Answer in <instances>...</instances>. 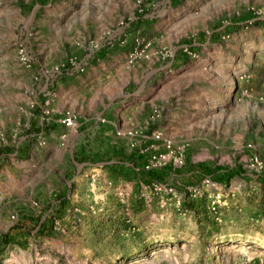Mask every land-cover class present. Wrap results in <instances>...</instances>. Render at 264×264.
Wrapping results in <instances>:
<instances>
[{"label":"rangeland","instance_id":"374dc122","mask_svg":"<svg viewBox=\"0 0 264 264\" xmlns=\"http://www.w3.org/2000/svg\"><path fill=\"white\" fill-rule=\"evenodd\" d=\"M137 2L0 0V264H264V172L247 161L264 160V0ZM92 41L84 72H53ZM104 115L159 131L185 165Z\"/></svg>","mask_w":264,"mask_h":264},{"label":"built area","instance_id":"2783aa9c","mask_svg":"<svg viewBox=\"0 0 264 264\" xmlns=\"http://www.w3.org/2000/svg\"><path fill=\"white\" fill-rule=\"evenodd\" d=\"M162 1L164 2L165 5L170 4L171 6V4L173 3L187 2L188 0H162ZM145 7H146V4L143 2V0H138L137 12L139 15L145 11ZM127 24L128 23L125 22L124 20L120 21L116 29L117 34H119V30L124 28ZM116 30L113 31V33L107 34V42L116 36V33H115ZM98 47H99V44L96 43L95 41H92L88 47L90 53L86 55L85 58L81 60H78V59L69 60L66 66L57 65L53 68V72L61 73V72L66 71L67 73L71 75L74 74L75 72L76 73L84 72L87 65L89 64V61H91V59L93 58L94 51ZM147 47H148L147 44L143 45L142 41L139 42L138 46L129 53L128 55L129 61L132 62L136 57L142 55L146 51ZM28 48L29 47L26 44L21 43L18 47V54H19L20 61L24 64V66L26 68H32L35 63V58L33 54L31 53V50H29ZM60 121L65 127L76 130L80 126L81 117L75 111H66ZM98 121L105 123V124H112L115 127V133H116V136L118 137L128 136L130 138H136V136H139L140 139H144V141L148 139L160 141V144L164 148L166 153H159L158 157L160 161L165 160V164L169 163L171 165L178 167V166H184L186 163L184 153L182 151H178L175 148L172 140L170 138L164 137L159 131H154L151 136H148L142 132H139L138 130L134 128L124 129L116 125L105 115L101 116L98 119ZM151 147L156 150L158 149L157 144H152ZM247 161H249L250 169L257 171V172H264V160L261 157H259L257 154L251 155L247 159ZM145 169L147 171H150L151 169H153V166L147 163L145 166ZM206 182L208 186H211L212 188L215 189L213 209L216 210V208L220 206L222 203V194L216 191L215 187H218L217 182L210 180V179L204 180V184H206ZM173 193H175L174 197L176 198L178 193L176 191Z\"/></svg>","mask_w":264,"mask_h":264},{"label":"crops","instance_id":"0c3cea01","mask_svg":"<svg viewBox=\"0 0 264 264\" xmlns=\"http://www.w3.org/2000/svg\"><path fill=\"white\" fill-rule=\"evenodd\" d=\"M189 2H191V0H188L187 2H186V4H188ZM170 8H171V6H170ZM118 56H120V57H123V55L122 54H119ZM79 77V76H78ZM79 79H80V77H79ZM82 79H83V77H82ZM83 85V83L82 84H78V87L79 86H82ZM78 87H76V89L75 90H78ZM106 90H107V88H106ZM62 91V89L60 90V92ZM103 92V89H99V90H97V92H96V94H97V96L101 93L102 94V92ZM59 92V94H57V96H56V98H57V101L58 102H62V104L64 103V102H67V104H72V103H77V104H75L76 106H78V105H81V106H85L84 104H83V102H88V100L86 99V98H80V97H78V96H76L75 98H69V95H70V93L71 92H73V91H70V92H63L62 94ZM61 94V95H60ZM130 121L132 122V118L130 119V120H127V121H123L122 123L124 124V125H128L129 123H130ZM10 190H11V188H9Z\"/></svg>","mask_w":264,"mask_h":264}]
</instances>
